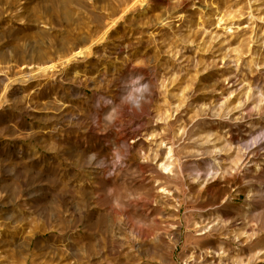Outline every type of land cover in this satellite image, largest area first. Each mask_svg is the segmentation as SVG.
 Wrapping results in <instances>:
<instances>
[{
	"label": "rangeland",
	"instance_id": "374dc122",
	"mask_svg": "<svg viewBox=\"0 0 264 264\" xmlns=\"http://www.w3.org/2000/svg\"><path fill=\"white\" fill-rule=\"evenodd\" d=\"M263 204L264 0H0V264H264Z\"/></svg>",
	"mask_w": 264,
	"mask_h": 264
},
{
	"label": "bare ground",
	"instance_id": "6f19581e",
	"mask_svg": "<svg viewBox=\"0 0 264 264\" xmlns=\"http://www.w3.org/2000/svg\"><path fill=\"white\" fill-rule=\"evenodd\" d=\"M172 151H173L172 148H169V150L167 151L168 152V156L160 159V164L159 165H161L164 169L171 170V168L173 166Z\"/></svg>",
	"mask_w": 264,
	"mask_h": 264
}]
</instances>
